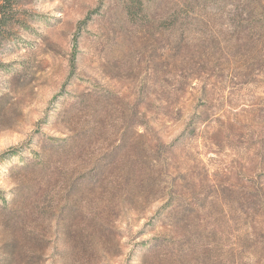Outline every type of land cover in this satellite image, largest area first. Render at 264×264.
<instances>
[{
  "label": "rangeland",
  "instance_id": "obj_1",
  "mask_svg": "<svg viewBox=\"0 0 264 264\" xmlns=\"http://www.w3.org/2000/svg\"><path fill=\"white\" fill-rule=\"evenodd\" d=\"M11 2L0 264H264V0Z\"/></svg>",
  "mask_w": 264,
  "mask_h": 264
},
{
  "label": "trees",
  "instance_id": "obj_2",
  "mask_svg": "<svg viewBox=\"0 0 264 264\" xmlns=\"http://www.w3.org/2000/svg\"><path fill=\"white\" fill-rule=\"evenodd\" d=\"M15 6V3H12L11 0H3V2L0 4V40H3L4 38V31L2 30L14 25V15L16 12ZM1 67L2 64L0 63V68Z\"/></svg>",
  "mask_w": 264,
  "mask_h": 264
}]
</instances>
